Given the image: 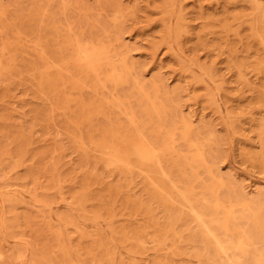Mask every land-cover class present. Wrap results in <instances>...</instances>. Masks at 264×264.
<instances>
[{
    "label": "rangeland",
    "instance_id": "374dc122",
    "mask_svg": "<svg viewBox=\"0 0 264 264\" xmlns=\"http://www.w3.org/2000/svg\"><path fill=\"white\" fill-rule=\"evenodd\" d=\"M0 264H264V0H0Z\"/></svg>",
    "mask_w": 264,
    "mask_h": 264
},
{
    "label": "bare ground",
    "instance_id": "6f19581e",
    "mask_svg": "<svg viewBox=\"0 0 264 264\" xmlns=\"http://www.w3.org/2000/svg\"><path fill=\"white\" fill-rule=\"evenodd\" d=\"M69 30H70V28H69ZM77 46V45H76ZM78 47V46H77ZM75 51V50H74ZM80 53V52H79ZM77 54V53H76ZM76 56H78V55H76ZM78 58V57H77ZM99 73V72H98ZM147 97V96H146ZM130 119V118H129ZM137 130V129H136ZM108 151V150H107ZM106 151V152H107ZM200 157V156H199ZM109 159H110V157H109ZM112 159V158H111ZM108 160V159H107ZM113 160H115V159H113ZM109 163H111V162H109ZM112 163H114L113 161H112ZM116 163H117V161H116ZM120 164H122V163H120ZM115 165V164H114ZM119 165V164H118ZM128 166V165H127ZM217 193V192H216ZM183 198V197H182ZM190 210H191V208H190ZM192 213H193V209H192ZM196 214V217H198V219H199V215L197 214V213H195ZM228 215V214H227ZM225 216V215H224ZM229 216V215H228ZM195 217V216H194ZM195 217V218H196ZM200 221H201V219H199ZM199 222V221H198ZM200 223H202V222H200ZM203 224V223H202ZM223 224V223H222ZM203 226V225H202ZM206 228V227H205ZM200 229H201V227H200ZM205 232H206V234L208 235V236H210V237H212V238H215L214 237V235L211 233V231H210V229H208V228H206L205 229ZM242 240V239H241ZM214 241H216L215 243H217V244H219V241L218 240H215L214 239ZM240 242V241H239ZM241 245V244H240ZM240 245H239V248H240ZM243 245V244H242ZM220 247V246H219ZM221 248V247H220ZM219 248V249H220ZM222 252H223V250L222 249H220Z\"/></svg>",
    "mask_w": 264,
    "mask_h": 264
}]
</instances>
